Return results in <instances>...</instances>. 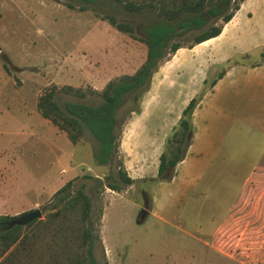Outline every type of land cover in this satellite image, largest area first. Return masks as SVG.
Instances as JSON below:
<instances>
[{"label": "rangeland", "instance_id": "1", "mask_svg": "<svg viewBox=\"0 0 264 264\" xmlns=\"http://www.w3.org/2000/svg\"><path fill=\"white\" fill-rule=\"evenodd\" d=\"M83 3L0 0V212L12 216L38 208L42 214L52 193L72 180L71 188L82 184L91 198L96 264H264V157H215L200 185L189 191L194 199L180 197L174 204L162 181L121 184L119 154L96 164L95 141L85 129L73 146L38 114L36 98L48 89L59 104H97L96 96L78 99L60 88L99 90L133 73L145 58L146 46L138 39L148 24L145 13L112 0ZM104 14L131 23L134 37L117 31ZM192 36L178 39L186 45ZM127 108L118 111L125 121ZM255 117L264 123V114ZM252 135L250 143L240 138L241 154L262 150L264 131ZM109 182L120 189H109ZM143 202L149 209L142 217Z\"/></svg>", "mask_w": 264, "mask_h": 264}, {"label": "trees", "instance_id": "2", "mask_svg": "<svg viewBox=\"0 0 264 264\" xmlns=\"http://www.w3.org/2000/svg\"><path fill=\"white\" fill-rule=\"evenodd\" d=\"M90 1L83 0L82 7ZM112 1L129 12L145 13L148 24L144 36L138 38L146 46L144 60L133 73L110 79L99 90L70 85L60 88L62 93L78 99L96 96L100 99L97 104L70 100L59 104L52 89L39 94L35 102L38 114L63 132L70 143L75 144L85 129L95 141L92 158L100 165L117 158L121 126L125 121L118 117V111L127 106L126 118L130 113L139 112L141 97L148 89L150 75L157 65L177 48L216 36L241 2L232 0L231 7H228L231 0ZM102 18L117 31L134 37L131 23L117 21L111 14H104ZM217 19L219 24L215 23ZM188 33L193 34L191 42L182 45L178 38ZM260 58L264 61V48ZM223 70L222 67L217 76ZM214 82L215 78L204 79L199 92L181 110L178 120L164 138L152 181L168 180L172 176L173 168L183 158L191 138L192 111ZM117 178L124 186L149 182L147 178L127 177L119 159ZM71 184L72 180H67L52 193L39 219L8 226L16 215H0V264H96L93 246L98 236L91 220V198L82 184L74 188ZM107 187L115 191L120 189L115 182L107 183Z\"/></svg>", "mask_w": 264, "mask_h": 264}, {"label": "crops", "instance_id": "3", "mask_svg": "<svg viewBox=\"0 0 264 264\" xmlns=\"http://www.w3.org/2000/svg\"><path fill=\"white\" fill-rule=\"evenodd\" d=\"M263 48L264 0H241L216 36L177 48L160 62L150 75L139 112L130 113L121 128L118 153L126 176L149 181L155 177L164 138L204 79L215 78V82L192 111V134L184 156L170 179L159 180L168 196L174 197L173 203L180 197L194 199L195 194L188 193L200 185L215 157L221 161L264 157V146L261 151L250 148L246 154L238 150L242 136L250 143L253 130L264 131V123L255 117L264 114ZM152 203L150 211L155 214V200Z\"/></svg>", "mask_w": 264, "mask_h": 264}, {"label": "water", "instance_id": "4", "mask_svg": "<svg viewBox=\"0 0 264 264\" xmlns=\"http://www.w3.org/2000/svg\"><path fill=\"white\" fill-rule=\"evenodd\" d=\"M168 174V173H167ZM165 174L164 176H166ZM146 212V202H143V207L140 209L139 214L140 216H144ZM41 218V211L38 208H33L31 210L22 212L17 214L10 222L8 226H12L14 224L16 225H24L26 223H29L30 221L34 219Z\"/></svg>", "mask_w": 264, "mask_h": 264}]
</instances>
